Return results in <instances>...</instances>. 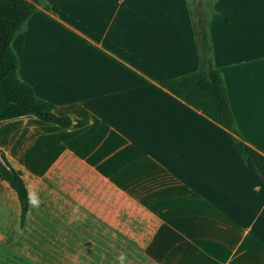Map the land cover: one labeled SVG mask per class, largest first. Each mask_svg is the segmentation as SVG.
Here are the masks:
<instances>
[{"label": "crops", "instance_id": "0c3cea01", "mask_svg": "<svg viewBox=\"0 0 264 264\" xmlns=\"http://www.w3.org/2000/svg\"><path fill=\"white\" fill-rule=\"evenodd\" d=\"M193 0H40L10 42L60 116L0 120V248L32 264H264V0H198L237 134L160 85L198 69ZM231 136L243 145L242 157ZM34 193L39 205L33 206Z\"/></svg>", "mask_w": 264, "mask_h": 264}, {"label": "trees", "instance_id": "16d2710c", "mask_svg": "<svg viewBox=\"0 0 264 264\" xmlns=\"http://www.w3.org/2000/svg\"><path fill=\"white\" fill-rule=\"evenodd\" d=\"M40 0H0V120L32 115L37 119L62 128L80 127L84 120L60 116L53 112V104L35 96L33 89L16 74L17 59L10 47L12 38L25 27L26 20L36 10ZM194 9V8H193ZM195 38L199 66L192 73L160 81V85L199 110L225 129L237 134L230 110L226 88L218 68L213 64L205 13L194 9ZM231 140L237 152L244 157L242 143ZM0 179L15 192L20 205V224L28 207L27 190L21 173L15 170L0 151Z\"/></svg>", "mask_w": 264, "mask_h": 264}, {"label": "rangeland", "instance_id": "374dc122", "mask_svg": "<svg viewBox=\"0 0 264 264\" xmlns=\"http://www.w3.org/2000/svg\"><path fill=\"white\" fill-rule=\"evenodd\" d=\"M194 9L198 10V8L195 7ZM173 229V222L170 221L169 225L161 230L160 234L155 238L153 244L151 245V251L155 255H157V257L162 258L165 264H175V260L177 256H179V254L175 252L176 244L185 245L187 247L189 246V242L186 239L176 235ZM0 264L32 263L19 255H16L8 250L0 248Z\"/></svg>", "mask_w": 264, "mask_h": 264}, {"label": "clouds", "instance_id": "9594fccd", "mask_svg": "<svg viewBox=\"0 0 264 264\" xmlns=\"http://www.w3.org/2000/svg\"><path fill=\"white\" fill-rule=\"evenodd\" d=\"M29 201H30V203L33 206H38L39 205V202H40L39 199H38V197L34 193H30L29 194ZM120 260H121V264H123V260H124L123 255H121Z\"/></svg>", "mask_w": 264, "mask_h": 264}, {"label": "water", "instance_id": "95a60500", "mask_svg": "<svg viewBox=\"0 0 264 264\" xmlns=\"http://www.w3.org/2000/svg\"><path fill=\"white\" fill-rule=\"evenodd\" d=\"M193 6H194L195 8H198V0H194V1H193Z\"/></svg>", "mask_w": 264, "mask_h": 264}]
</instances>
